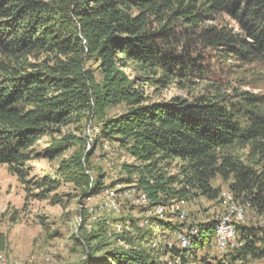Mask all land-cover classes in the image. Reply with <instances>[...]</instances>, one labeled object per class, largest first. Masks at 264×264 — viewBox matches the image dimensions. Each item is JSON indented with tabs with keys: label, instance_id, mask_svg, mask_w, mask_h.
I'll use <instances>...</instances> for the list:
<instances>
[{
	"label": "trees",
	"instance_id": "1",
	"mask_svg": "<svg viewBox=\"0 0 264 264\" xmlns=\"http://www.w3.org/2000/svg\"><path fill=\"white\" fill-rule=\"evenodd\" d=\"M226 17L229 22L224 21ZM239 63H264V0H0V166L22 185L35 144L73 116L101 120L91 151L63 160L59 174L84 198L101 195L104 175L85 166L102 139L125 151L132 163L120 167L125 184L136 187L150 206L220 201L215 180L228 183L235 202L264 216V94L228 95L213 85L191 101L146 104L137 81L166 87L173 82L206 81L210 56ZM87 62L95 65L98 81ZM132 68L142 77H129ZM160 74V75H159ZM126 109L110 118L117 106ZM61 147L45 152L59 156ZM59 182L33 183L45 198ZM163 225V240H174L185 223ZM113 247L100 225L85 242L88 260L102 252L107 264H208L202 251L214 246L216 220L193 224L191 247H148L150 229L127 219ZM170 237V238H169ZM90 239L96 243L91 245ZM144 242V243H143ZM0 234V250L4 247ZM237 247L215 264L264 258V230L238 226ZM179 259V263H176ZM211 264V262H210Z\"/></svg>",
	"mask_w": 264,
	"mask_h": 264
},
{
	"label": "rangeland",
	"instance_id": "2",
	"mask_svg": "<svg viewBox=\"0 0 264 264\" xmlns=\"http://www.w3.org/2000/svg\"><path fill=\"white\" fill-rule=\"evenodd\" d=\"M224 21L229 22L226 17ZM229 24L234 26L233 22ZM207 68L210 70L207 72L206 81L173 82L162 87L143 80L137 81L136 87L142 92L146 104L169 103L175 97L191 101L195 96L205 93L204 88L212 85L231 96L244 92L250 95L264 94V63H239L232 58L223 59L215 54L208 59ZM84 70H90L100 81L101 76L93 63L87 62ZM125 73L131 78L142 77L132 68L125 70ZM125 109L123 105L112 108L106 113L104 120L120 114ZM101 125V120L96 118L88 120L73 116L69 123L59 128V131L41 138L33 148L38 158L27 164L29 177L26 181L29 183L26 185H22L11 175L6 166H0V234L5 241L3 249L0 250V259H5L7 264H107L106 261L99 260L105 254L102 252L88 260L85 242L80 237L90 238L103 224L111 232L119 217L107 214L100 208L105 200L103 193L84 198L73 185L63 182L59 174V166L63 160L69 159L74 153L92 150ZM58 147L62 149L59 156L52 158L45 155L46 151ZM130 163L132 159L125 151L113 142L100 139L85 166L89 167L88 173L93 178L104 175L107 187L116 183L115 187L107 189L117 191L121 216L125 220L128 218L137 220L141 218L140 211L129 206L119 196V189L129 185L124 183V177L119 174L120 167ZM44 177L58 181L60 185L57 190L39 200L36 198L39 191L33 187V183ZM213 186L220 191L228 190V183L219 179L213 182ZM236 203L242 205L238 201ZM182 206L188 222L192 224L216 220L226 210L218 199L209 202L203 198H196ZM242 206L245 207L246 218L239 226L248 227L253 232L263 231L264 216L256 214L247 205ZM172 221L180 222L177 219ZM90 242L91 245L96 243L93 239H90ZM113 247H119L117 240ZM148 247L157 249L153 246ZM161 249L163 256L166 250V243L163 241ZM200 256L205 257L208 264L210 262L215 264L214 260L221 259L212 248L202 251L198 259ZM236 264H264V258L261 260L248 258L244 263Z\"/></svg>",
	"mask_w": 264,
	"mask_h": 264
},
{
	"label": "built area",
	"instance_id": "3",
	"mask_svg": "<svg viewBox=\"0 0 264 264\" xmlns=\"http://www.w3.org/2000/svg\"><path fill=\"white\" fill-rule=\"evenodd\" d=\"M119 189V188H118ZM120 197L135 210L140 211L141 218H137V226L140 229H150L151 234L146 242L147 246H153L161 249V242L166 243L167 248L176 247L182 251H187L191 247V239L198 236V228L188 222L187 214L183 209V204L172 203L168 206L157 205L151 207L147 197L137 189L136 184L128 185L121 188ZM117 191L107 189L104 191L105 200L102 202L100 208L107 214H112L119 217L114 228L110 230L107 228L108 236L116 235L119 247L128 249L129 246L120 238L125 232L130 230V223L121 216V207L116 197ZM220 201L226 208L224 214L216 219L214 246L216 253L224 258L225 255L233 248L237 247L236 236L239 224L243 223L246 218L245 207L235 202L232 194L226 190L220 193ZM172 218H176L181 223L187 226L175 235L174 240H163L164 231L163 225ZM143 242V243H144ZM179 263V259H176ZM0 264H7L5 259H0ZM167 264H172L167 262ZM223 264L225 262L223 261Z\"/></svg>",
	"mask_w": 264,
	"mask_h": 264
}]
</instances>
